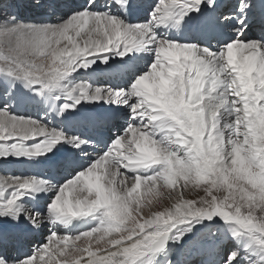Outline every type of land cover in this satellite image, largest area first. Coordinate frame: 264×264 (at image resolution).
Masks as SVG:
<instances>
[{"label":"snow or ice","instance_id":"6c2138e0","mask_svg":"<svg viewBox=\"0 0 264 264\" xmlns=\"http://www.w3.org/2000/svg\"><path fill=\"white\" fill-rule=\"evenodd\" d=\"M117 5L126 16L128 0H108L107 10L88 0L55 25L26 24L0 5V76L50 101L63 94L71 103L60 106V115L101 102L130 113L108 151L58 190L43 178L0 179V264H159L170 255V244L214 220L226 226L235 248L217 245L213 264H264V37H247L246 15L238 18L235 36L216 48L158 34L172 20L180 25L192 13L215 10L217 0H159L141 24L113 14ZM250 7L241 0L239 11ZM140 51L154 54V61L127 90L65 86L97 60L107 64ZM85 143L14 116L9 105L0 108V159H35L61 144ZM142 184L149 193L159 191L145 200L137 195ZM201 185L203 196L185 198V189L196 192ZM52 191L46 216L27 211L26 197ZM96 214L99 222L90 230L53 231L31 254L12 255L25 222L33 230L44 222L68 227ZM81 240L86 247L68 246Z\"/></svg>","mask_w":264,"mask_h":264},{"label":"bare ground","instance_id":"6f19581e","mask_svg":"<svg viewBox=\"0 0 264 264\" xmlns=\"http://www.w3.org/2000/svg\"><path fill=\"white\" fill-rule=\"evenodd\" d=\"M108 0H98V3L101 5V8H98L97 10H107L103 7L105 3H107ZM129 2V10H133V14L135 17H142L144 18L146 15H148L150 8L147 9L145 6L149 3H151L152 6H155L159 3V0H128ZM42 3L48 5V13L57 12L60 15L57 17L58 20H61L62 18H65L66 16H62L59 8L61 6H56V0H44ZM80 3H84L87 5L86 0L81 1ZM76 5H79L77 3ZM217 8L215 10H206L202 14L192 13L189 16L184 17L182 24L176 25L175 20H172L168 23L167 26L162 27L158 29V34L162 38H167L169 40L178 41L180 43H188V44H196L199 46L207 47V42L211 41L213 42L214 38L217 37L220 41L228 40L231 37L235 36V32L233 31V23H235V20L237 19V16L233 14L232 16L228 17L226 20V23H222L219 21V9L218 7L219 2L217 3ZM127 11V14L125 16V13L120 10L119 6H115L113 8V14L119 15L122 18H126L127 22L132 24H141L142 22L140 20L134 22L131 21L129 13ZM255 13V15H259L260 18H264V0H252L251 7L247 10L246 16H251V14ZM146 14V15H145ZM67 18V17H66ZM55 21V22H56ZM50 23L47 25H55L54 23ZM60 22H57L58 24ZM43 25V24H41ZM199 34V36H197ZM196 35L195 37H193ZM214 43V42H213ZM213 45L216 46L214 43ZM218 47V46H216ZM140 52H146L148 51H140ZM140 52H133L129 56H126L124 59H120L118 56H114L109 59V62L107 64L100 62V60H97L95 64L92 65L87 70L81 69L78 72H75L71 77H69V80L67 81V85H69L68 88L72 89H78L81 85L88 84L92 86V89L95 88H101V89H107L112 88L110 84H114L117 81V77L120 74H125V77L127 81L131 83L141 74H136V76L133 78L132 75H129L127 73L128 67H132L130 64L139 61L140 58L135 57L138 54L140 55ZM148 62H153L154 59L149 58L147 60ZM124 63V66L121 67L120 70H116L114 68L115 66L119 67ZM109 78L108 83H93L94 80H96L99 75V73H102ZM133 78V79H132ZM132 79V80H131ZM128 82H126V86H128ZM129 85V87H130ZM0 87L4 90H2V94L0 92V98H4V102H6L7 105L10 106V113L17 117H24L26 110L29 108V106H33L36 109L39 107H43L47 111V118H49L47 126L50 128L56 129L58 131H62L69 137H79L81 140L87 141L88 143L82 144L79 148H74L68 144H61L59 145L52 154H62L66 150H69V152L65 156H71L73 157L74 154H77L78 156H81L84 159V163L80 164V168L82 170L77 171H83L85 168L95 160H97L100 156L104 155L108 149L109 146L113 143V141L120 135H117L115 137L111 136L112 134H109V131L107 129V126L113 123V121L116 118H107L105 120H100L101 117H107L109 115H113L116 110H120L123 107H117L116 105L110 106L108 104H97V103H82L79 106L76 107L75 111H65L63 115L59 114L60 106L63 105L59 103L58 101H50L45 98H42L35 94L33 90H30L29 88H26L23 83L19 84V82L11 81L9 78L0 76ZM114 89V88H112ZM118 90V89H115ZM127 90V89H125ZM58 95H63L59 94ZM66 97V96H65ZM18 109L20 111H18ZM18 113L21 114V116L17 115ZM24 113V114H23ZM31 119V118H30ZM41 122V121H40ZM42 123V122H41ZM102 123H106V128H102ZM133 123H136L133 121ZM57 125V127H56ZM128 126V123L123 125L124 129ZM56 127V128H55ZM71 129V130H70ZM73 129L77 130L80 134L76 135L75 131ZM124 132V131H123ZM122 132V133H123ZM95 137H94V136ZM95 139L96 142L93 143L94 149L89 150L86 148V146L91 142V140ZM97 141L99 142H106V145L97 144ZM36 141H29L28 143L31 145L35 143ZM86 152V153H85ZM87 157H85V156ZM54 158L48 157V156H41L35 159H27V158H16L14 156H9L7 160L0 159V179H7L8 177L2 176L3 171L8 170L9 168H12V165H18L19 169L21 170V174H23V167L26 170H29V173L18 174V177H24V178H30V177H37V178H45L48 180L50 177H55L57 175L63 176V172L61 171L59 173H55L53 170V176L45 177L44 172L48 169L47 165H52ZM71 159V158H68ZM84 165V166H83ZM9 167V168H8ZM55 168V166H53ZM13 170V168H12ZM77 173L72 174V176L68 177H74ZM60 177V179H61ZM68 178V179H71ZM67 179V180H68ZM65 182V180H60L58 184H56L57 189L60 185H62ZM143 193H149L147 191V185L142 184L141 188L139 190V193L137 195L142 196ZM55 196V195H53ZM48 197V196H47ZM48 199V198H47ZM43 196L42 194L36 196L34 199L25 198L24 203L27 205V211L29 213H41L43 216L47 215V209L50 205V199L49 201ZM99 214H96L93 217L88 218H81L74 220L70 226L65 227L63 225H53L49 222H44L41 224L39 230H33L31 225L25 222V227L23 230V235L21 236L19 242L16 245L15 255L19 257H23L25 255L31 254L32 251L29 249V245L31 244L34 246V250L37 249L39 246L41 238V233H43V225L46 223L49 225L51 230H54L56 228L64 229L67 234H71L72 232H83L90 230L93 227H96L99 220H98ZM226 227V226H225ZM183 228L179 229L178 231H182ZM33 231V232H32ZM43 240V239H42ZM41 240V243H42ZM181 241L176 244H170L171 253L169 256H172V259L174 258L173 264H181L182 263V257L184 255L185 250L180 247ZM94 244V241H93ZM54 246V245H53ZM86 247V246H85ZM196 247V248H195ZM195 253L202 254V251L208 250L213 252V248H205L204 245L198 244L195 245ZM18 252H23V255L18 254ZM21 255V256H20ZM168 256V257H169ZM85 258H87L85 254ZM45 259L48 260L49 257L45 256ZM54 260V257L52 258ZM165 257H161L159 264H163ZM195 257L190 259V262L193 263L195 261ZM203 259L199 262H196L195 264H203ZM210 261V259H208ZM49 264H52V261L49 260ZM209 264V263H207Z\"/></svg>","mask_w":264,"mask_h":264},{"label":"rangeland","instance_id":"374dc122","mask_svg":"<svg viewBox=\"0 0 264 264\" xmlns=\"http://www.w3.org/2000/svg\"><path fill=\"white\" fill-rule=\"evenodd\" d=\"M43 1L44 0H39V3H37L36 0H0V5L10 6V8L14 11V14L16 15L17 19L26 24L31 23V24L47 25V24L55 22L58 19L57 17L60 14L57 13L56 11L52 13H48V5L42 3ZM81 1H84V0H56V6L57 8L58 6H61L59 8L60 12L62 13L61 15L67 17L72 11L82 9L84 6H86L84 3L83 4L80 3ZM86 2H88V0H86ZM218 2L220 5L218 7L219 13H220V16H219L220 22H222L224 18H228L232 16L233 14L237 16L235 23H233V28L239 27L238 18H240L242 15H248L247 12L242 14L239 11L241 0H217V3ZM247 2L252 4V0H247ZM77 3H79V5H76ZM149 5H151V3L147 4L145 7L149 9ZM129 16H130L131 21L134 20V22L140 20L142 23H145L149 19V15H146L144 18L135 17L134 14H129ZM60 21L61 20H58L54 24ZM246 24L248 25L247 37L250 40H259L261 39V37H264V18L263 17L260 18L259 15H255V13H253L251 14V16H247ZM195 36L196 35H194L193 37ZM197 36H199V34H197ZM213 40L216 46H219L218 42H222L218 40L217 37H215ZM213 42L211 41L207 42V46L211 45L213 48H216V46L213 45L214 44ZM135 57L140 58L139 61L135 62V64L134 63L130 64L131 63L130 60L127 61L129 62V65L132 66V67H128L127 73L129 75H132L133 78L136 76L137 73L142 74L148 71L149 66L152 62H148L147 60L149 58L154 59V54L150 52L149 53L140 52V55L138 54ZM123 66H124V63L120 65L119 67L115 66L114 68H116V70H120L121 67ZM104 72L105 71H103L102 73H99V75L97 76L98 78L94 80L93 83H104L105 82L109 84L108 83L109 78L104 74ZM67 81L65 82V86L69 87V85L66 84ZM126 82L128 81L125 77V74L119 73V76L117 77V81L114 84H110V86L118 90L128 89L130 83L128 82V86H126L125 85ZM19 84L21 83L19 82ZM2 90L4 89L0 87L1 94L3 92ZM2 100H4V98H0V108H3L5 105H7L6 102ZM58 102L61 104H64L66 102L71 103V101H68L64 95H62V98L58 100ZM101 103L106 104L103 102ZM101 103H97V104H101ZM110 106H114V105H110ZM18 111L20 110L18 109ZM26 111L27 112L25 113V116L27 118H31L32 120H36L39 122L41 121L45 125L48 124L49 118H47L48 114L45 108L39 107L36 109L33 106H29V108ZM114 114L116 115L115 117H113V115H109L107 117L100 118V120H105L107 118H116L113 121V123L107 126L109 134H112L111 136L113 137L123 134L122 133L124 131L123 125L127 124L128 120L130 119V113L127 108L116 110ZM17 115L21 116L20 113H18ZM101 127L106 128V123H102ZM73 131H75L76 135L80 134L75 129H73ZM95 142H96L95 139L91 140V142L86 146V148L89 150H93L94 145L92 144ZM97 144L106 145V142L97 141ZM68 152L69 150H66L62 154L49 153L48 155H46L48 157L54 158L53 159L54 163L52 165L51 164L47 165L48 169L44 172L43 176L45 175H46L45 177L53 176L54 175L52 173L53 170L55 171V173H59V174L62 171L64 173L62 177L60 175H57L55 177H50V179L48 178V180H52L53 182H55V184H58L60 180L66 181L68 178H71L68 176H72V174H75L77 173V171L82 170L83 167L80 168V164L84 163V159L81 156H78L77 154H74L73 157L65 156ZM68 158H71V159H68ZM53 166H55V168H53ZM12 168L11 169L9 168L8 170L3 171L2 176L8 177V178L9 177L14 178V177H18L19 176L18 174H21V170L19 169L18 165H12ZM29 172H30L29 170H26L23 167V174H26ZM23 174H21V176H23ZM43 179L45 178L43 177ZM203 187H206V186L204 185L199 186L196 189V192H189L187 189H185L184 190L185 198L186 199H199V196L204 195L202 191ZM177 189H179V184L176 186V189L174 190H177ZM158 191L159 189H156L153 191V193H143L142 197H144V199L147 200L149 196L155 195ZM197 193H199V196L197 195ZM55 194L56 192L52 191V192H49L47 195L45 194H42V195L45 196L46 199L48 198L47 199L48 201L50 199V202H51L52 198L54 197L53 195ZM170 203H174V201H166V204H170ZM160 210H162V208ZM43 231L44 232L41 233V238L43 240L41 239L42 243L40 240L39 246H42L44 243L47 242V238L52 234L53 231L59 234H66V231L64 229L56 228L54 230H51L49 225L46 223L43 225ZM71 234L75 235V234H79V232H72ZM74 243L82 247L87 246V240H81V241H76V242L69 241L68 246L72 247ZM180 244H181L180 247L183 248V250H185L184 255L182 257L181 264H195L196 262H199L202 259H203L202 261L203 264H207V263L213 264L214 259L215 260L219 259V257L215 255L214 250L213 252L204 250L202 251L201 255L199 253H195L194 247L195 245H198V244L204 245L205 248H213V249H215L217 245L223 244L225 251H227L228 249L235 248V242L232 241L230 237H228L225 225H223V223L219 220H214L212 222L205 221L203 224L196 225L193 228L192 232L188 233L187 235L183 237ZM51 247H54V246L52 245ZM29 249L30 251H34V246L30 244ZM15 250H17L16 247L12 251L13 256H16ZM18 254L23 255V252H18ZM193 257H195L196 260L193 263H191L190 259H192ZM208 259H210V261H208ZM168 260H171L172 264L174 263V258L172 259V256H169L164 260L163 264H167Z\"/></svg>","mask_w":264,"mask_h":264}]
</instances>
